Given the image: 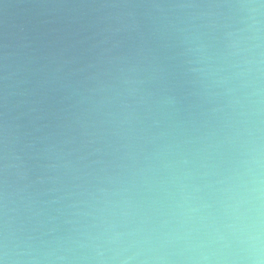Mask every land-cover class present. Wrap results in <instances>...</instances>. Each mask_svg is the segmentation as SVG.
Returning a JSON list of instances; mask_svg holds the SVG:
<instances>
[{
  "label": "water",
  "instance_id": "1",
  "mask_svg": "<svg viewBox=\"0 0 264 264\" xmlns=\"http://www.w3.org/2000/svg\"><path fill=\"white\" fill-rule=\"evenodd\" d=\"M2 264H264V0H0Z\"/></svg>",
  "mask_w": 264,
  "mask_h": 264
},
{
  "label": "clouds",
  "instance_id": "2",
  "mask_svg": "<svg viewBox=\"0 0 264 264\" xmlns=\"http://www.w3.org/2000/svg\"><path fill=\"white\" fill-rule=\"evenodd\" d=\"M0 264H2V262H0Z\"/></svg>",
  "mask_w": 264,
  "mask_h": 264
}]
</instances>
